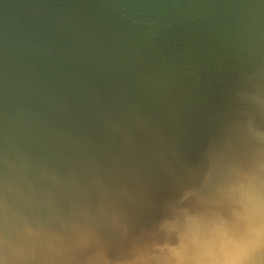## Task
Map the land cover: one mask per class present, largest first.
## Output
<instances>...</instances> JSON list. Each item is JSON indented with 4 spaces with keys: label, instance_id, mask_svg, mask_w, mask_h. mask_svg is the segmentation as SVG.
<instances>
[{
    "label": "water",
    "instance_id": "water-1",
    "mask_svg": "<svg viewBox=\"0 0 264 264\" xmlns=\"http://www.w3.org/2000/svg\"><path fill=\"white\" fill-rule=\"evenodd\" d=\"M252 129L264 0H0V264H134L161 218L229 219Z\"/></svg>",
    "mask_w": 264,
    "mask_h": 264
},
{
    "label": "clouds",
    "instance_id": "clouds-1",
    "mask_svg": "<svg viewBox=\"0 0 264 264\" xmlns=\"http://www.w3.org/2000/svg\"><path fill=\"white\" fill-rule=\"evenodd\" d=\"M252 132L264 143V131ZM214 191L239 201L229 219L177 230L161 218L155 229L135 241L130 257L134 264H256L264 254V165L257 164L254 171L232 166ZM166 207L174 211L175 202Z\"/></svg>",
    "mask_w": 264,
    "mask_h": 264
}]
</instances>
